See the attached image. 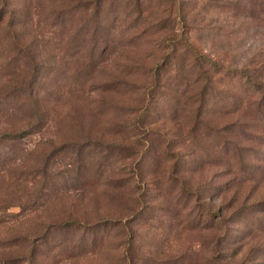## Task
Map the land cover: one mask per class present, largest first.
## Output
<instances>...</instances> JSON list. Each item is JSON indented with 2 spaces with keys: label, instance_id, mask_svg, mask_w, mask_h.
Listing matches in <instances>:
<instances>
[{
  "label": "trees",
  "instance_id": "16d2710c",
  "mask_svg": "<svg viewBox=\"0 0 264 264\" xmlns=\"http://www.w3.org/2000/svg\"><path fill=\"white\" fill-rule=\"evenodd\" d=\"M12 3V0H0V23L8 30L15 54H23L31 61L33 67L27 81L32 84L39 76L34 57L37 53L30 43L24 44L18 39L15 26L20 20L15 17ZM58 3L67 9L64 12L75 10L80 13V33L85 35L91 29L90 38L82 37L76 43L80 49H87L92 61L99 59L96 65L101 64V57L107 51L109 54L118 53L128 45L142 46L143 41L139 39L148 41L143 46L147 51L143 57L131 59L123 66L122 73L111 74L104 83V89H129L137 85L132 77L134 73L142 70L144 74L136 87L140 90L137 104L130 107L131 112L123 113L125 116L119 123L129 134L119 139L68 142L61 147L74 152L78 171H82V167L84 171L90 170L83 164V158L91 154V149L101 154L99 162L108 161L113 152L117 153L116 160L129 158L131 171L138 177L137 186L133 188L134 203L137 204L133 217L105 215L90 221L68 216L47 225L50 237L58 244L68 239L77 241V245L72 246L84 252L93 247L100 248L114 231L119 234L121 264H198L196 255L186 256V251H172L165 256L141 251L130 225L145 222L144 214L151 205L161 210L162 221H177L180 217L186 225L189 220L192 227L203 234L208 251L206 264H231L240 242H245L246 237H254L256 232H263L264 227L259 222L250 221L252 216L242 220L234 216L239 207L242 216L256 208H253L254 204H229L228 188L212 186L213 174L208 170L216 163V157L220 159L222 151L238 153L235 138L250 139L247 135L256 134L248 132L244 126L249 125L242 118L250 117L248 109L251 115L264 116L260 112L264 84L259 79L264 65L263 48L250 51L241 64L225 63L203 53L197 39L211 33L226 34V26L246 32L251 29L252 33L264 36V0H58ZM105 27L107 33L110 29L116 31V28L120 32L132 33L128 41L116 43L103 36ZM233 79L257 91V99L241 95L234 88ZM17 86L14 90L17 95L31 93L32 85L30 89L23 88V84ZM110 101L108 107L113 105V99ZM121 107L125 106L121 104ZM29 112L33 120L28 119L15 129L0 132V139H21L38 131L42 126L43 112L34 101L30 102ZM47 155L35 170L43 179H46L50 161V155ZM197 171L200 177L194 180L191 173ZM142 172L152 176L150 181L154 187L149 190L145 189ZM229 177L234 180L236 175ZM115 186L122 189L121 193L125 188L130 189L125 184ZM115 195L120 197L119 193ZM214 197L220 198L216 205L212 202ZM123 202L129 200L123 199ZM4 203V207L12 205V202ZM230 205L236 206L232 212L229 211ZM232 223L241 229L237 234L231 232L235 229ZM78 229L82 233L76 240L72 235ZM16 237L12 236L11 240L16 241ZM22 237L29 241L28 235L20 239ZM231 245L236 247L234 251ZM36 254V246L31 242L28 253L1 252L0 264H34Z\"/></svg>",
  "mask_w": 264,
  "mask_h": 264
},
{
  "label": "rangeland",
  "instance_id": "374dc122",
  "mask_svg": "<svg viewBox=\"0 0 264 264\" xmlns=\"http://www.w3.org/2000/svg\"><path fill=\"white\" fill-rule=\"evenodd\" d=\"M12 1L11 8L15 9V17L20 20L15 26L18 39L24 44L30 43L36 51L34 57L39 76L32 84L27 81L32 63L27 56L15 54L8 30L0 23V132L15 129L28 119L33 120L29 112L31 101L38 105L44 118L41 128L24 138L0 139V253H28L33 242L37 251L34 264H121L118 232L112 231L108 241L100 248L93 247L82 252V249L72 246L77 245V241L68 239L58 244L55 238L50 237L47 225L68 216L90 221L105 215L133 217L137 206L133 188L137 186L135 181L138 177L131 171L129 158L116 160L117 153L113 152L108 161L99 162L101 154L91 149V154L82 159L90 170L84 171L82 167V171H78L74 152L61 147L68 142L119 139L129 134L119 123L126 112L132 111L130 107L137 104L140 90L136 87L144 74L142 70L134 73L132 77L137 85L129 89H104V83L111 74L122 73L123 66L128 65L131 59L143 57L146 51L143 46L148 40L139 39L143 41L142 46L134 48L135 45H128L118 53L109 54L107 51L97 66L99 59L92 61L87 49H80L76 43L82 37L90 38L92 34L91 29L85 35L80 33V13L75 10L64 12L67 9L61 7L58 0ZM107 29L105 27L103 36L116 43L128 41L132 33L120 32L117 28L107 33ZM230 30L226 26V34L200 35L197 39L200 49L225 63L241 64L250 51L262 48L264 58V41H261L264 36L252 33L251 29L247 32ZM259 79L264 84V65ZM22 84L23 88L29 89L32 85L31 93L17 95L14 90ZM233 84L245 98L257 99V91L236 79H233ZM110 99H113V105L108 107ZM261 106L260 112L264 113V98ZM248 115L250 117L246 115L242 121L248 123L249 126L245 124L244 127L250 133L255 132V136L247 135L250 139L235 138L238 153L222 151L220 159L216 157V163L207 170L213 174L212 186L228 188L226 197L230 198L229 204H254L253 208H256L242 216L239 207L234 216L241 220L252 216L250 221L259 222L264 227V116L251 115L250 109ZM47 154L50 161L46 179H43L35 170ZM199 173H191L194 180L200 177ZM234 174V180H229V176ZM142 177L145 189L154 187L151 175L142 172ZM117 184L128 185L130 189L127 191L125 188V192L121 193L122 189L115 186ZM123 199L129 202L125 203ZM219 201V197L212 200L214 205ZM4 202H12V205L4 207ZM236 206L230 205L229 211L235 210ZM160 212L159 208L150 205L144 214L145 222L130 225L141 251L158 256L172 251H186V256L196 255L198 264H206L208 251L203 234L197 232L189 220L186 225L180 217L177 221H162ZM231 226L235 227L231 232L237 234L240 227L233 223ZM44 233L46 236H43ZM81 233L78 229L72 236L78 240ZM25 234L29 236L30 243L23 240L24 237L20 239ZM12 236H17L16 241L11 240ZM235 253L231 264H264V230L256 232L254 237H246Z\"/></svg>",
  "mask_w": 264,
  "mask_h": 264
}]
</instances>
